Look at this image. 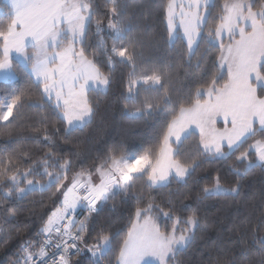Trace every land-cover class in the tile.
I'll list each match as a JSON object with an SVG mask.
<instances>
[{
    "label": "snow or ice",
    "instance_id": "1",
    "mask_svg": "<svg viewBox=\"0 0 264 264\" xmlns=\"http://www.w3.org/2000/svg\"><path fill=\"white\" fill-rule=\"evenodd\" d=\"M122 3L123 0H105L104 5L100 0H11L13 11L0 27V80L10 82L24 77L35 85L39 99L33 100L29 90L0 92L5 100L0 106V121L8 122L14 109L17 117L22 116L26 104L50 108L52 118L42 111L33 126L35 135L30 139L37 152L35 159L31 150L0 155V211L5 222L14 219L16 209L5 205L36 188L52 192L54 198V206L42 220L35 238L22 242L13 264H72V255L84 250L91 254L90 264H105L114 251H118L116 264H174L176 257L195 241L196 230L202 226L199 208L185 204L182 211L190 215L176 216L171 200L165 211L151 194L137 193L136 182L143 180L145 190L186 184L200 166V155L224 162L235 157L243 169L229 167L240 178L254 167L264 169V0H167L166 40L182 38L180 66L191 65L194 58L199 65V49L207 41L220 49L217 68L224 69L227 76L223 83V75H210L202 81L206 87L195 90L194 102L191 96L187 98L189 107L180 106L179 100L173 104L168 91L171 76L162 68L144 67L141 63L137 75V61L142 60L143 53L137 49L133 25L125 21ZM102 6L107 7L106 24L100 13ZM105 32L109 35L105 36ZM225 38L229 40L227 46ZM117 63L133 70L129 94L137 84L148 85L156 93L141 101L143 112L151 115L172 105L168 113L172 118L165 125L158 149L149 146L129 151L123 143L113 144L96 158L93 167L87 168L81 161L76 170L79 153L73 150L61 154L63 144L69 142L64 138L83 131L95 119L96 105L89 99V92L110 87L111 70ZM140 114L138 109L132 115ZM218 117L223 119V130L215 127ZM193 126L199 130V150L186 157L183 138L196 135L189 131ZM257 135L262 139L249 144ZM34 176L46 177L47 182L39 184L30 178ZM22 183L25 187H21ZM239 191V182L226 187L219 171L211 177V186L200 189L205 198L238 196ZM117 196L132 197L142 206L136 208L126 238L118 249H113L115 236L103 229L93 235L88 221ZM196 200L201 197L197 195ZM80 211L87 213L83 219L79 218ZM160 218L174 221V226L161 230L157 223ZM179 224L185 227H176ZM255 228L264 231V214ZM235 230L240 231V226ZM86 234L93 243H87ZM253 237L264 250V236L254 231ZM10 239L8 236L0 243ZM215 264L240 262L234 256H225L217 258ZM260 264H264V257Z\"/></svg>",
    "mask_w": 264,
    "mask_h": 264
},
{
    "label": "trees",
    "instance_id": "2",
    "mask_svg": "<svg viewBox=\"0 0 264 264\" xmlns=\"http://www.w3.org/2000/svg\"><path fill=\"white\" fill-rule=\"evenodd\" d=\"M100 3L104 5L105 0H100ZM166 3L167 0H123L122 8L126 23L133 25L135 29L132 35L137 42V49L143 53L142 60L137 61V75L140 74L141 63L144 67L155 65L162 68L171 76L168 91L173 98V104L179 100L180 106L189 107L187 98L191 96L194 102L195 90L206 87L202 81H206L210 75L216 77L223 75L224 80L221 81L223 83L227 81V76L217 68L220 49L208 44L207 41L200 46L199 56L202 62L199 65L194 58L191 65L184 63L180 66L184 45L180 36L176 41L166 40ZM220 3H223V0H220ZM0 8L2 9L0 27H3L10 18L12 8L5 0H0ZM100 13L106 24L107 7L102 6ZM99 18L100 16L96 17V19ZM92 31H95V20L92 21ZM104 35L108 36L109 33L105 32ZM90 39L95 41L91 33ZM105 71H108L107 67ZM111 71L112 83L109 88L105 91L89 92V99L96 105L95 119L83 131H74L70 138H64L69 142L63 144L61 154H70L73 150L79 153L76 170H79L81 161L84 162L85 167H93L96 158L101 157L104 150L113 144L123 143L129 151L149 146L158 149L165 125L172 118L168 115L173 110L172 105L165 111L157 110L151 115L143 112L141 101L149 95L155 97L156 93L148 85L137 84L132 87L129 94L128 82L133 70L127 64L117 63ZM5 90H29L33 100L39 99L35 85L28 83L24 77L10 82L0 81V92ZM4 103V98L0 96V106ZM161 107H164L163 104ZM138 109L141 110V114L132 115ZM22 111L23 115L17 117L14 109L13 117H10L8 122L0 121V155L7 157L14 155L17 151L31 150L35 159L37 152L30 139L35 135L32 129L39 120L40 112L46 111L52 118L51 109H37L26 104ZM175 112L178 116V107L175 108ZM60 126V122L57 121V127ZM194 132L196 135L183 138V151L186 157L196 154L199 150V134ZM258 139L262 137L257 135L248 143L252 144ZM21 140L25 142L20 143ZM251 158L255 159V156ZM199 165L186 184L172 183L167 187L145 190L143 180L136 182L137 193L145 196L151 194L156 202L165 208V211H168L167 202L171 200L176 216L185 218L190 215L182 211L185 204L199 208L202 226L196 230L195 241L176 257L174 264H215L217 258L225 256H234L240 264H260L261 258L264 257V250L254 240L253 232L256 231L258 236H264V231H258L255 228L259 217L264 214V169L259 166L254 167L240 178L229 167L236 165L243 169L244 166L238 164L235 157L224 162L211 156L200 155ZM217 171L220 172L226 187L239 182L238 196L230 194L211 198L203 196L200 192L201 187L211 186V177ZM70 177L71 174H69ZM30 178L46 179L41 176ZM197 195L201 197V200H196ZM53 201L52 192L34 189L25 196L16 198L10 205H5V207H14L17 214L14 219H8L5 222L4 213L0 211V241L11 236L6 244L0 243V264H13L21 251L22 242L35 238L36 231L42 226V220L54 206ZM139 206L142 205L132 197H115L107 205L101 206L99 215L93 216L88 221L89 232L95 235L96 231L105 230L115 236L113 249H118L122 240L126 238L135 210ZM157 223L161 230H168L174 226V221L166 218L158 219ZM238 225L240 231L235 230ZM176 227L183 228L184 225L179 224ZM85 240L88 244L94 242L93 239L88 238L87 234ZM117 256L118 251H114L105 264H116ZM91 259V254L84 250L75 256L72 264H90Z\"/></svg>",
    "mask_w": 264,
    "mask_h": 264
},
{
    "label": "rangeland",
    "instance_id": "3",
    "mask_svg": "<svg viewBox=\"0 0 264 264\" xmlns=\"http://www.w3.org/2000/svg\"><path fill=\"white\" fill-rule=\"evenodd\" d=\"M5 1H7V2L9 1L8 3L11 5V0H5ZM1 11H2V9L0 8V13H1ZM30 47H31V45L29 44V48H30ZM13 56L18 57V54L13 53ZM14 61H15V60H14ZM0 81H2V80H0ZM103 90L105 91L106 89H103ZM218 120L223 121V119L220 118V117H218L216 121H218ZM215 127H216L217 129H219L218 126H217V124H215ZM229 128H230V127H229ZM193 130H197V131H199L198 129L195 128V126H193L192 129H189L190 132H192ZM70 178H71V177H70ZM33 180L38 181L39 184H45V183L47 182V178L44 179V180L39 179V178H38V179H33ZM21 187H25V184L22 183V184H21ZM36 189H39V188H36ZM184 227H185V225H184Z\"/></svg>",
    "mask_w": 264,
    "mask_h": 264
},
{
    "label": "crops",
    "instance_id": "4",
    "mask_svg": "<svg viewBox=\"0 0 264 264\" xmlns=\"http://www.w3.org/2000/svg\"><path fill=\"white\" fill-rule=\"evenodd\" d=\"M7 2V1H6ZM9 2V1H8ZM7 2V3H8ZM9 4V3H8ZM10 5V4H9ZM10 7H11V5H10ZM13 11V10H12ZM224 45L225 46H227L228 44H229V40L227 39V38H225L224 39ZM218 63H219V61H218ZM222 70V72L223 73H225V71H224V69H221ZM206 98V97H205ZM216 124H217V126H218V128L220 129V130H223L224 128H225V125H224V123H223V121H221V120H218V121H216ZM227 127H231L230 125H228ZM193 131H196L198 134H199V131H197V130H193ZM173 147H174V145H173Z\"/></svg>",
    "mask_w": 264,
    "mask_h": 264
},
{
    "label": "built area",
    "instance_id": "5",
    "mask_svg": "<svg viewBox=\"0 0 264 264\" xmlns=\"http://www.w3.org/2000/svg\"><path fill=\"white\" fill-rule=\"evenodd\" d=\"M79 211V210H78ZM86 214V212L80 211V215L79 218L82 219L84 217V215ZM75 252V250H73ZM87 251V250H86ZM81 253V252H80ZM75 256H77V254H73L71 257V260H73L75 258Z\"/></svg>",
    "mask_w": 264,
    "mask_h": 264
}]
</instances>
